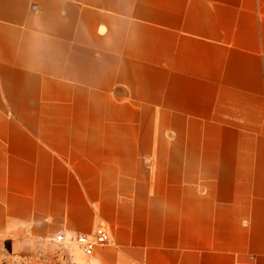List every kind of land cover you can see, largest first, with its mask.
I'll use <instances>...</instances> for the list:
<instances>
[{"label": "crops", "instance_id": "crops-1", "mask_svg": "<svg viewBox=\"0 0 264 264\" xmlns=\"http://www.w3.org/2000/svg\"><path fill=\"white\" fill-rule=\"evenodd\" d=\"M0 264H264V0H0Z\"/></svg>", "mask_w": 264, "mask_h": 264}, {"label": "built area", "instance_id": "built-area-1", "mask_svg": "<svg viewBox=\"0 0 264 264\" xmlns=\"http://www.w3.org/2000/svg\"><path fill=\"white\" fill-rule=\"evenodd\" d=\"M75 240L82 248L83 253L85 255H90L96 245H103L109 241V234L105 229L97 228L92 240L88 239L86 236H78ZM56 241L59 243L62 242L63 237L58 235Z\"/></svg>", "mask_w": 264, "mask_h": 264}]
</instances>
